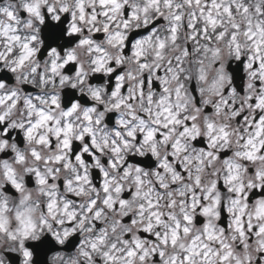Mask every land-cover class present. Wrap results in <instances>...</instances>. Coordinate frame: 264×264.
Returning a JSON list of instances; mask_svg holds the SVG:
<instances>
[{
  "label": "clouds",
  "instance_id": "obj_1",
  "mask_svg": "<svg viewBox=\"0 0 264 264\" xmlns=\"http://www.w3.org/2000/svg\"><path fill=\"white\" fill-rule=\"evenodd\" d=\"M0 264H264V0H0Z\"/></svg>",
  "mask_w": 264,
  "mask_h": 264
}]
</instances>
